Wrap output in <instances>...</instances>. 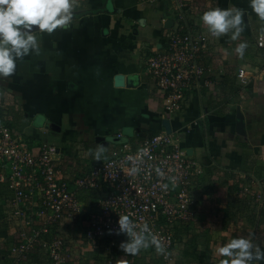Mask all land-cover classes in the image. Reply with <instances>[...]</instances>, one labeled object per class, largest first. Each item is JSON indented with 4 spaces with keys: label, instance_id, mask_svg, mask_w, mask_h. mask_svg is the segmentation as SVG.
Listing matches in <instances>:
<instances>
[{
    "label": "crops",
    "instance_id": "obj_1",
    "mask_svg": "<svg viewBox=\"0 0 264 264\" xmlns=\"http://www.w3.org/2000/svg\"><path fill=\"white\" fill-rule=\"evenodd\" d=\"M186 2L197 8L236 6L248 11V26L240 37L249 44L244 57L234 52L239 41L213 37L208 54L221 63L211 65L208 89L199 97L192 96L179 118L168 120L176 143L191 151L207 181L221 180L225 192L222 199L210 200L207 182L206 193H197L196 232L190 235L191 248L176 256V264H219L216 248L233 237L245 236L237 228L246 225L241 222L250 207L253 239L264 246V50L255 43L264 44L260 31L264 22L248 8V0ZM75 12L71 26L44 34L39 54L20 61L12 77L0 78V116L6 112L13 129L35 144L65 151L66 165L74 162V154L93 160L90 150L97 144L107 147L105 155L110 158L120 151L123 141L135 148L164 128V100L147 72L146 59L154 51L165 50L177 2L145 5L141 0H76ZM215 52L222 55L215 58ZM248 57H258L260 65ZM241 68L252 79L237 89ZM238 111L244 117L243 132L238 130ZM120 133L125 138H118ZM238 190L250 196H244L242 203L238 199L239 205L232 200ZM6 192L0 185V264H50L49 253L42 248L33 251L29 261L16 262L11 255L19 229L3 219ZM251 193L260 194L261 209ZM44 239H53V234ZM83 253L81 264L103 262V255Z\"/></svg>",
    "mask_w": 264,
    "mask_h": 264
},
{
    "label": "built area",
    "instance_id": "obj_2",
    "mask_svg": "<svg viewBox=\"0 0 264 264\" xmlns=\"http://www.w3.org/2000/svg\"><path fill=\"white\" fill-rule=\"evenodd\" d=\"M179 11L183 22L166 35L165 50L146 59L147 72L164 100L161 117L169 121L179 118L192 96L199 97L208 89L212 75L206 64L213 37L192 27ZM237 73L239 84L246 86L248 72L241 68ZM2 114L0 185L7 191L3 219L19 229L11 248L16 262L29 261L30 254L42 248L49 253L50 264H81L83 251L98 253L105 249L104 242L114 245L126 236L115 234L122 214H129L139 225L147 222L168 252L164 259H170L178 232L196 220V192L206 179L203 167L190 150L176 143L172 131L164 127L135 148L123 141L120 151L102 161L74 154V162L66 165L65 151L35 144L13 131L9 115ZM118 138L125 136L120 133ZM143 148L149 149L152 158L145 157L146 163L141 165L144 172L129 176L126 158ZM157 166L163 177L156 175ZM171 176L177 177L175 186L168 179ZM163 183L169 184L167 191L161 190ZM257 200L262 201L259 196ZM50 234L53 239H44ZM73 243L79 249L71 253L66 247Z\"/></svg>",
    "mask_w": 264,
    "mask_h": 264
},
{
    "label": "clouds",
    "instance_id": "obj_3",
    "mask_svg": "<svg viewBox=\"0 0 264 264\" xmlns=\"http://www.w3.org/2000/svg\"><path fill=\"white\" fill-rule=\"evenodd\" d=\"M76 0H0V78L12 77L18 63L32 54H39L41 37L52 35L57 30L71 26L76 19ZM248 8L259 21L264 22V0H248ZM247 9L232 6L221 8L209 7L200 16V22L206 27L210 36L219 39L228 37L232 42L239 41L234 52L243 58L249 44L240 40L247 28ZM260 31L264 33V28ZM39 34V35H37ZM107 147L97 144L90 150L94 161H102L106 157ZM145 157L149 160V149H139L135 156H128L130 162L126 165L127 174L138 176L145 169ZM159 177L165 174L160 167H155ZM169 181L175 186L177 177L171 176ZM169 189L168 183L161 185L162 191ZM116 235L124 234L119 248L126 256H137L142 250L154 247L158 255L168 256L161 239L152 232L149 224L139 225L129 214L118 216ZM111 234V230H110ZM254 233L236 236L216 248V255L221 257L219 264H261L264 262V246L253 239ZM121 264H128L123 260Z\"/></svg>",
    "mask_w": 264,
    "mask_h": 264
},
{
    "label": "rangeland",
    "instance_id": "obj_4",
    "mask_svg": "<svg viewBox=\"0 0 264 264\" xmlns=\"http://www.w3.org/2000/svg\"><path fill=\"white\" fill-rule=\"evenodd\" d=\"M141 1H143V0H141ZM175 1L177 2V13H176L177 15L174 17V19H172V23L174 25L175 24L176 25L177 24L180 25L183 22V21L180 22V18H179V15H180V11L179 10L181 9V11L183 12V15H184V19L190 25H194L192 27H194L195 29H201L202 31L207 32L206 27L200 22V16L205 10H207V8H199V7L197 8V7H195V5L194 6H192V5L190 6V3L186 2V0H179V1L175 0ZM143 2H144L145 5H153V4L158 3V2H148V1H143ZM147 3H149V4H147ZM181 5H183V6H181ZM195 24L198 25V26H195ZM174 25L172 27L168 28V33L171 32L175 28L176 25L175 26ZM178 27H180V26H178ZM210 43H213L212 40H211ZM255 43L260 48L259 50H261V49L264 50V44L261 45L260 41H258V42L255 41ZM164 45H165V48H166V43ZM235 46H234V48H235ZM210 47H211V45H210ZM261 47H263V48H261ZM211 51L212 50H210V53H212ZM153 53H155V51L152 52L151 55H153ZM218 55L221 56L222 54H217V52H215L213 56H215V58H216V56L218 57ZM258 55L262 56V53H259ZM250 60H253V62H256V64L259 61V63H258L259 65L261 63V61L259 60L258 57H250ZM250 60H249V57H248V61H250ZM219 63H221L219 58L218 59L216 58V59L213 60L212 57H211L210 67H209V65H207V66L209 68H211L212 67L211 65L213 64V66L216 67ZM262 63L264 65L263 61H262ZM246 71L248 72V70H246ZM211 72H213V70ZM251 79L252 78L249 79V83H250ZM238 86H239V83L237 82V84L235 85V88L238 89ZM11 125H12V123H11ZM12 128H13V126H12ZM13 131H16V130L13 129ZM16 132H18V131H16ZM25 137H27V136L25 135ZM207 182L210 183L209 184L210 191H211L210 200H212L213 197L216 198V199H219V198L222 199L221 197L224 195L225 192L223 191V186H222L221 180H217V179L213 180L211 178V180L208 179V181L205 179L204 185L200 186V188L198 189V191L196 193H199V195L202 194V193H206L207 190H206L205 185L208 184ZM238 192L239 193H236V195H234L237 199L234 198L232 200L235 201L236 204L239 205V203H238L239 200L238 199H240L239 202L242 203L241 200H243L242 198L244 196H245L244 199L247 198V197H250V196L246 197V194L244 195L243 190H238ZM251 194L254 196V199L256 198V196L260 195V194L256 195L254 193H251ZM256 201H258L257 198H256ZM247 202H249V201H247ZM256 204L259 207V209H261V207L259 206V204H260L259 201H258V203L256 202ZM249 210H250V213L249 214L247 213L246 215L244 214L243 217L245 218V220H244V222H241L242 224H246V225L245 226H240L239 230L236 227L237 231L240 234H243L245 236H247L249 233H253L252 232L253 230L251 231V227H250L252 219L249 220V218H251L253 216V211L251 210V207H250ZM244 213H245V211H244ZM195 221H193L192 225L187 226V227H185L184 229H182V230H180L178 232V237H177L178 240L176 242L175 247L169 253V255H170V259L169 260H165L163 255H161V256L158 255L156 253L154 247H153V250H149L150 248L147 249V250H142V252L139 255L134 256V257L133 256H126L123 253V251L119 248L120 243L122 241H126L127 240L126 236H122L120 239H118L117 241L114 242L115 243L114 245H113V242H111V243L110 242H104L102 244L105 249H103L100 252L96 253L98 255H103V258L100 259V261H103V262H99V264H109L108 262H111V264H121V262L123 260H127L128 264H176V260H177L176 256L180 257L181 255L184 254L185 251L187 252L191 248V239H192L191 236L196 232V227H197V224L194 225ZM255 233L257 234V232H255ZM15 235H16V238H17L18 237V233H16ZM76 246H77V248H76ZM68 247H66V249L69 252H71V253L77 252V249H79L78 244L75 245V243L68 245ZM147 255H150L149 256L150 259H147V257H148ZM106 259H111V260L107 261Z\"/></svg>",
    "mask_w": 264,
    "mask_h": 264
},
{
    "label": "water",
    "instance_id": "obj_5",
    "mask_svg": "<svg viewBox=\"0 0 264 264\" xmlns=\"http://www.w3.org/2000/svg\"><path fill=\"white\" fill-rule=\"evenodd\" d=\"M237 118H238V130L240 132L244 131V117L240 111L237 113ZM164 127L167 129L168 132H171V125L168 120H164L163 122Z\"/></svg>",
    "mask_w": 264,
    "mask_h": 264
}]
</instances>
